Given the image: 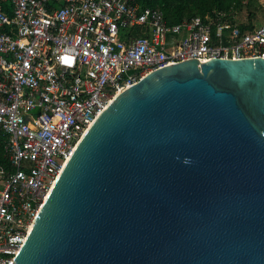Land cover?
<instances>
[{"label": "water", "instance_id": "95a60500", "mask_svg": "<svg viewBox=\"0 0 264 264\" xmlns=\"http://www.w3.org/2000/svg\"><path fill=\"white\" fill-rule=\"evenodd\" d=\"M14 261L264 264V57L183 60L116 94Z\"/></svg>", "mask_w": 264, "mask_h": 264}, {"label": "built area", "instance_id": "2783aa9c", "mask_svg": "<svg viewBox=\"0 0 264 264\" xmlns=\"http://www.w3.org/2000/svg\"><path fill=\"white\" fill-rule=\"evenodd\" d=\"M229 16L169 23L131 0H0V264H15L66 160L121 90L183 60L264 57V22Z\"/></svg>", "mask_w": 264, "mask_h": 264}, {"label": "trees", "instance_id": "16d2710c", "mask_svg": "<svg viewBox=\"0 0 264 264\" xmlns=\"http://www.w3.org/2000/svg\"><path fill=\"white\" fill-rule=\"evenodd\" d=\"M138 3L140 6L158 7L162 10L164 17L169 23H177L184 17H190L194 15L204 16L206 14L215 15L218 12L226 14L227 18H231L229 14L235 13L240 20L246 19V24L240 26L253 27V20L258 16L255 10H248L253 2H256L257 8H262L257 0H131ZM244 10V12H243ZM245 15V16H244ZM7 140V136L0 130V161L3 159V148Z\"/></svg>", "mask_w": 264, "mask_h": 264}, {"label": "rangeland", "instance_id": "374dc122", "mask_svg": "<svg viewBox=\"0 0 264 264\" xmlns=\"http://www.w3.org/2000/svg\"><path fill=\"white\" fill-rule=\"evenodd\" d=\"M256 4H257L256 2H253L252 5H251V7L248 8V10H246V12L244 14L246 15V13L249 11V9L250 10H255V13L257 14L256 16H258V18L255 19V20H253V22L255 23V25L258 26V25H260L261 23L264 22V11L261 12L260 11V7L257 8ZM243 12H244V10H243Z\"/></svg>", "mask_w": 264, "mask_h": 264}, {"label": "crops", "instance_id": "0c3cea01", "mask_svg": "<svg viewBox=\"0 0 264 264\" xmlns=\"http://www.w3.org/2000/svg\"><path fill=\"white\" fill-rule=\"evenodd\" d=\"M1 3H5V2L2 1Z\"/></svg>", "mask_w": 264, "mask_h": 264}]
</instances>
